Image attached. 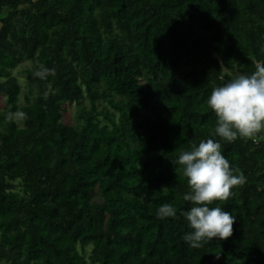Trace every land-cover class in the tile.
<instances>
[{"label": "trees", "instance_id": "obj_1", "mask_svg": "<svg viewBox=\"0 0 264 264\" xmlns=\"http://www.w3.org/2000/svg\"><path fill=\"white\" fill-rule=\"evenodd\" d=\"M253 59L264 0H0V264H264V134L220 140L246 182L211 205L232 236L201 248L172 163L213 138L212 89Z\"/></svg>", "mask_w": 264, "mask_h": 264}, {"label": "clouds", "instance_id": "obj_2", "mask_svg": "<svg viewBox=\"0 0 264 264\" xmlns=\"http://www.w3.org/2000/svg\"><path fill=\"white\" fill-rule=\"evenodd\" d=\"M251 73L237 71L212 89L207 99L208 107L217 117L211 137L198 145L182 150L172 163L183 167L189 191L183 200L191 207L181 212L190 231L182 239L192 248L203 247L202 242L213 238L226 240L233 234L236 217L220 206L211 207L215 201H226L232 188L246 182L243 173L233 174L229 161L221 151L220 140L228 143L237 138L255 140L264 134V61L253 59ZM54 69L41 66L33 73L41 79L54 74ZM219 137V139H215ZM177 209L170 203L162 204L156 211L157 218L175 217ZM220 253L216 254L219 259Z\"/></svg>", "mask_w": 264, "mask_h": 264}, {"label": "rangeland", "instance_id": "obj_3", "mask_svg": "<svg viewBox=\"0 0 264 264\" xmlns=\"http://www.w3.org/2000/svg\"><path fill=\"white\" fill-rule=\"evenodd\" d=\"M28 61L23 62L22 64H20L18 67H16L13 70V73L16 74L19 78L21 82H24V73H23V67H25L27 65ZM23 92H25V89L23 90ZM22 99V98H21ZM4 104V98L2 97L0 99V105ZM74 112H75V106H70L68 108V110L66 111V120L67 121H72L74 119ZM89 251V247L86 249V253Z\"/></svg>", "mask_w": 264, "mask_h": 264}]
</instances>
